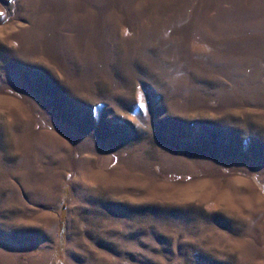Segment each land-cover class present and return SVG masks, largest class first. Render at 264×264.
<instances>
[{
	"label": "rangeland",
	"instance_id": "1",
	"mask_svg": "<svg viewBox=\"0 0 264 264\" xmlns=\"http://www.w3.org/2000/svg\"><path fill=\"white\" fill-rule=\"evenodd\" d=\"M0 264H264V0H0Z\"/></svg>",
	"mask_w": 264,
	"mask_h": 264
},
{
	"label": "trees",
	"instance_id": "2",
	"mask_svg": "<svg viewBox=\"0 0 264 264\" xmlns=\"http://www.w3.org/2000/svg\"><path fill=\"white\" fill-rule=\"evenodd\" d=\"M61 222V221H60ZM62 225H60L59 230H61ZM60 232V231H59Z\"/></svg>",
	"mask_w": 264,
	"mask_h": 264
}]
</instances>
